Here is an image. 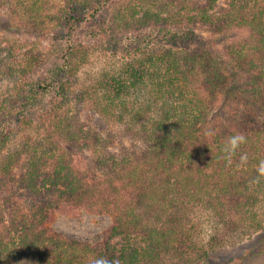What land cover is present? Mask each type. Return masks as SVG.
Returning <instances> with one entry per match:
<instances>
[{
    "label": "trees",
    "instance_id": "trees-1",
    "mask_svg": "<svg viewBox=\"0 0 264 264\" xmlns=\"http://www.w3.org/2000/svg\"><path fill=\"white\" fill-rule=\"evenodd\" d=\"M61 1L62 28L72 31L99 20L111 6V0ZM141 2L140 11H116L108 24L112 36L99 40L110 56H122L116 74L74 85L77 67L93 51L77 40L66 46L52 75L54 87L39 85L27 94L20 87L5 99L6 108L0 105V179L6 181L0 264H92L99 257L109 264H211V252L248 232H264V178L255 182L264 159V4ZM199 25L225 33L222 53L189 47ZM146 27L162 36H126ZM234 27L247 28L249 36L228 34ZM50 88L55 96L46 109L48 123L39 128L30 106ZM16 100L22 108L14 112ZM86 106L103 126L81 122ZM17 127L41 131L42 142L26 140L19 153L12 152ZM238 133L246 143L229 159L222 149ZM78 156L86 157V167H78ZM20 162L24 171L18 175ZM77 209L111 217L102 243L89 245L48 229L55 211ZM195 211L214 222L208 244L197 240ZM237 257L222 264H252L258 256Z\"/></svg>",
    "mask_w": 264,
    "mask_h": 264
},
{
    "label": "rangeland",
    "instance_id": "rangeland-1",
    "mask_svg": "<svg viewBox=\"0 0 264 264\" xmlns=\"http://www.w3.org/2000/svg\"><path fill=\"white\" fill-rule=\"evenodd\" d=\"M200 5L205 4L206 0H192ZM264 4V0H259ZM32 3L42 7V12L31 11ZM110 9L99 13V20L92 23H82L75 26L72 30L62 28L61 9L63 3L61 0H0V105L7 107L5 99L16 94L20 87H24L26 94L30 89H36L37 86L52 83L54 87V73L61 66L62 56L66 51L67 44L80 40L85 44H90L93 48L91 55L87 60L80 64L75 74L74 85L81 86L94 82L105 75L118 72L122 65V56H110L100 46V38L112 36L110 34L111 16L118 10L128 12L130 8L140 11L141 0H111ZM28 14L24 13V9ZM24 8V9H23ZM161 30L153 28H142L137 31L126 32V36L134 34H158L162 36ZM236 34L240 39L249 36L247 28L234 27L228 34ZM225 33H219L210 26L199 25L195 28V38H193L189 47L191 49H205L219 51L222 53L225 49L226 41L223 40ZM57 80V79H56ZM37 98L33 100L30 106V114L38 122L48 123V112L46 109L49 102L55 96V91L50 88L46 91H39ZM20 101H15L18 107L14 112L21 110ZM50 107V106H49ZM1 108V107H0ZM28 108V107H27ZM26 111V110H25ZM23 110V112H25ZM64 111V110H63ZM61 113H64V112ZM80 120L85 125L96 127L103 122L90 106L81 111ZM44 126V125H43ZM106 127V126H105ZM37 128V126H36ZM114 130H119V126H110ZM41 130V129H40ZM22 130L15 128V137L9 147L14 153H19L22 144L29 140H40L42 142L41 131ZM124 143H130L129 139ZM25 158V155H22ZM23 160V159H22ZM78 167H86L88 161L86 157L78 156L75 159ZM24 171L23 162L14 168L15 174H21ZM1 176V172H0ZM3 183L5 178L0 179V198L5 195ZM112 223V219L105 213H93L83 209H77L69 212L55 211L47 224L48 229L57 235L67 239H74L89 245H98L105 240V233ZM213 220L207 212L195 211L191 217L192 227L198 233V239L204 245L210 243V238L214 237L215 227ZM233 237V236H232ZM232 239L231 237H228ZM234 238V237H233ZM262 243H264V232L258 230L255 233H247L237 237L231 243H228L223 249H217L211 252V264H222L228 258L237 256H258L252 264H264V252H259ZM234 260V261H236Z\"/></svg>",
    "mask_w": 264,
    "mask_h": 264
},
{
    "label": "clouds",
    "instance_id": "clouds-1",
    "mask_svg": "<svg viewBox=\"0 0 264 264\" xmlns=\"http://www.w3.org/2000/svg\"><path fill=\"white\" fill-rule=\"evenodd\" d=\"M246 140L247 137L242 133L233 134L228 137L222 151L230 159L231 156L235 154L236 150L240 147V145L246 143ZM247 160H248V156L246 153L240 156V163L242 165L246 164ZM256 172H257V176L255 178V182H259L261 178H264V159L258 161V164L256 166ZM92 264H109V261H107L104 257H99V258H95L92 261Z\"/></svg>",
    "mask_w": 264,
    "mask_h": 264
}]
</instances>
